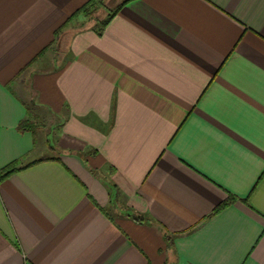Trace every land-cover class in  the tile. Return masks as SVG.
Segmentation results:
<instances>
[{
	"label": "crops",
	"instance_id": "crops-1",
	"mask_svg": "<svg viewBox=\"0 0 264 264\" xmlns=\"http://www.w3.org/2000/svg\"><path fill=\"white\" fill-rule=\"evenodd\" d=\"M88 1L0 0V264H264V0Z\"/></svg>",
	"mask_w": 264,
	"mask_h": 264
},
{
	"label": "trees",
	"instance_id": "trees-1",
	"mask_svg": "<svg viewBox=\"0 0 264 264\" xmlns=\"http://www.w3.org/2000/svg\"><path fill=\"white\" fill-rule=\"evenodd\" d=\"M98 0H89L86 4H84L81 8H79L75 14L72 15V17L77 16V15H83V16H90L92 12H90V9H93V7L95 6V3ZM130 1V0H127ZM126 1V2H127ZM120 6H118L114 11L110 12L106 18L104 20L101 21L100 26L95 28L96 29V34L98 36L102 35L105 27L109 24V22L111 21V19L117 14V10L119 9ZM36 124L34 122H29V121H24L19 125V130L20 131H30L32 133H34V131L36 130ZM17 165L13 164L11 166H9L6 170L1 172V179H4L6 177H8L9 175H11L12 173H14L15 171H17ZM229 204L228 201H225L223 203H221L220 205H218L212 212V215L218 213L219 211H221L222 209H224L227 205ZM135 221L137 222H141L143 219L140 217H134L133 218ZM165 241L166 243L170 244L171 241V235L165 233L164 235Z\"/></svg>",
	"mask_w": 264,
	"mask_h": 264
},
{
	"label": "rangeland",
	"instance_id": "rangeland-1",
	"mask_svg": "<svg viewBox=\"0 0 264 264\" xmlns=\"http://www.w3.org/2000/svg\"><path fill=\"white\" fill-rule=\"evenodd\" d=\"M121 0H98L95 3L93 9H90L91 15L85 16L83 23H81L80 27L85 29L87 27L97 28L100 26L102 20L106 18V16L114 11L120 4Z\"/></svg>",
	"mask_w": 264,
	"mask_h": 264
}]
</instances>
